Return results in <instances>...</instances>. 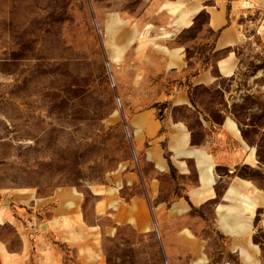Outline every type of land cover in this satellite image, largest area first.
<instances>
[{
  "label": "rangeland",
  "instance_id": "rangeland-1",
  "mask_svg": "<svg viewBox=\"0 0 264 264\" xmlns=\"http://www.w3.org/2000/svg\"><path fill=\"white\" fill-rule=\"evenodd\" d=\"M186 2L0 0V243L9 252L26 246L22 264H264V209L252 219L255 246L244 260L233 247L247 241L227 235L214 205L187 206L173 235L166 214L183 195L174 167L159 175V196L144 189L153 170L135 147L131 116L154 109L159 119L170 113L196 126L195 111L172 104L179 86L215 121L225 105L264 159V44L252 34L233 49V76L192 86L190 76L226 51L212 49L204 10L181 20ZM179 52L185 66L171 67ZM238 172L264 187L261 170ZM64 189L77 193L84 227L97 226L79 241L30 211L48 217L50 196ZM113 192L117 201L107 204ZM135 195L145 202L142 223L138 206L128 212Z\"/></svg>",
  "mask_w": 264,
  "mask_h": 264
},
{
  "label": "crops",
  "instance_id": "crops-1",
  "mask_svg": "<svg viewBox=\"0 0 264 264\" xmlns=\"http://www.w3.org/2000/svg\"><path fill=\"white\" fill-rule=\"evenodd\" d=\"M244 1H248L250 6L245 7ZM170 7L174 8L173 5ZM200 10L207 13L206 26L215 31L212 49L226 52L217 57L214 64H205L201 70L191 75L189 80L192 86H213L218 78L216 74H219V77H231L235 74L238 57L233 49L237 45L245 42L252 34L258 36L264 44V0H187L181 20L186 19L188 14ZM168 58L167 61L170 60V55ZM175 62L178 65L171 67L185 66L180 52ZM172 104L185 105L195 111L196 126L174 118L170 113L159 119L154 109L141 110L130 119L135 147L142 151L143 159L153 170V174L144 177L146 195L149 199L159 196L161 191L159 175L166 174L170 166L174 167L181 176L183 195L173 199L171 205L175 212L169 210L166 214L170 220L175 221L173 235L176 238L180 237L181 227L176 223L180 221L179 212L184 211L189 205L210 204L214 205L215 221L227 235L234 240L242 236L247 241L245 245L235 244L234 250L241 255L249 254L248 248L255 246L251 242L249 228L257 210L264 209V187L251 177L239 174L238 170L246 165L264 172V159L260 156L259 145L246 139L241 123L233 119L225 105L218 109L222 115L221 119L215 121L206 111L197 107L198 105H196L198 110L195 109L186 87L183 86H179L173 94ZM261 128L264 129V124ZM49 199L53 200L54 204L48 217L44 211L36 210L35 206L30 211L38 213V217L47 221L48 230L60 233L65 240L79 241L87 227L90 229L97 227L95 225L84 227L77 209V193L74 190H56ZM107 200V204H113L117 201V195L113 192L112 197ZM40 202L36 201L35 205L40 206ZM101 202L102 200L99 201V205H102ZM157 203L158 207L165 206L164 200ZM144 205L145 202L136 195L129 202V213L138 206L136 210L139 216L138 223L145 220ZM0 212V216L3 217L2 209ZM158 229L160 234L165 232V226L162 224H159ZM92 232L93 230H87L88 234ZM184 232L186 236L191 237L188 229L184 228ZM26 249L25 246L20 251L9 252L0 243L2 264H22ZM191 250L195 252V243ZM42 251L47 253L48 250ZM251 257L249 254L250 259Z\"/></svg>",
  "mask_w": 264,
  "mask_h": 264
},
{
  "label": "bare ground",
  "instance_id": "bare-ground-1",
  "mask_svg": "<svg viewBox=\"0 0 264 264\" xmlns=\"http://www.w3.org/2000/svg\"><path fill=\"white\" fill-rule=\"evenodd\" d=\"M1 213V212H0ZM0 218H1V216H0ZM242 256H243V258H244V260H250V258H249V254H247V253H242ZM8 264V263H7Z\"/></svg>",
  "mask_w": 264,
  "mask_h": 264
},
{
  "label": "trees",
  "instance_id": "trees-1",
  "mask_svg": "<svg viewBox=\"0 0 264 264\" xmlns=\"http://www.w3.org/2000/svg\"><path fill=\"white\" fill-rule=\"evenodd\" d=\"M225 51H226V50H225ZM216 76L219 77V74H216ZM190 101H191V104H192L193 106H195V109L198 110V109L196 108V105H195L194 101L192 100V98H190Z\"/></svg>",
  "mask_w": 264,
  "mask_h": 264
},
{
  "label": "built area",
  "instance_id": "built-area-1",
  "mask_svg": "<svg viewBox=\"0 0 264 264\" xmlns=\"http://www.w3.org/2000/svg\"><path fill=\"white\" fill-rule=\"evenodd\" d=\"M243 5H244L245 7H249V6H250V3H249L248 1H244Z\"/></svg>",
  "mask_w": 264,
  "mask_h": 264
}]
</instances>
